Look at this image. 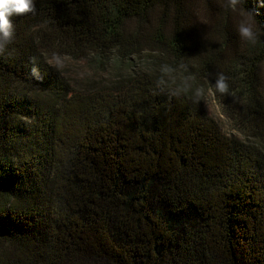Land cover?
I'll use <instances>...</instances> for the list:
<instances>
[{"label":"trees","instance_id":"1","mask_svg":"<svg viewBox=\"0 0 264 264\" xmlns=\"http://www.w3.org/2000/svg\"><path fill=\"white\" fill-rule=\"evenodd\" d=\"M34 5L0 51V264H264V0ZM64 58L131 67L74 90Z\"/></svg>","mask_w":264,"mask_h":264},{"label":"rangeland","instance_id":"2","mask_svg":"<svg viewBox=\"0 0 264 264\" xmlns=\"http://www.w3.org/2000/svg\"><path fill=\"white\" fill-rule=\"evenodd\" d=\"M243 18L244 17L241 13L235 11V19L239 24L242 20H245ZM145 54L146 53H144L141 57L133 58L131 66L137 64L138 67H142ZM55 66L59 68L62 76L69 81L71 84L70 87L74 90L84 88V86L89 85L91 81H100L102 84L106 85L108 81L116 78L117 75L129 73V68L131 67L127 65L120 67L115 61H111L104 70H99L95 66H90L86 61H76L70 58L58 60ZM203 105L208 115L216 121L222 133L226 136L235 135L237 137H241L236 131L233 123H231V121L222 113L212 92L209 91L205 93L203 96Z\"/></svg>","mask_w":264,"mask_h":264},{"label":"clouds","instance_id":"3","mask_svg":"<svg viewBox=\"0 0 264 264\" xmlns=\"http://www.w3.org/2000/svg\"><path fill=\"white\" fill-rule=\"evenodd\" d=\"M35 11L34 0H0V51L11 42L15 34V28L13 24V17L31 13ZM248 16L251 20H255V15L252 11L248 10ZM238 35L245 42L255 44L259 39L258 32L254 30L253 24L242 20L238 25ZM33 72L37 69L33 68ZM214 87L220 93H226L229 85L227 83V77L222 73L216 74L214 80Z\"/></svg>","mask_w":264,"mask_h":264}]
</instances>
